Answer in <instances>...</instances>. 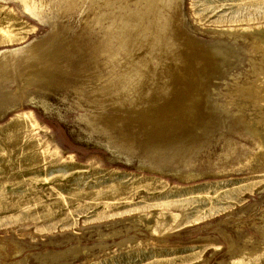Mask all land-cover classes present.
Returning <instances> with one entry per match:
<instances>
[{"label": "rangeland", "instance_id": "1", "mask_svg": "<svg viewBox=\"0 0 264 264\" xmlns=\"http://www.w3.org/2000/svg\"><path fill=\"white\" fill-rule=\"evenodd\" d=\"M0 264H264V0H0Z\"/></svg>", "mask_w": 264, "mask_h": 264}, {"label": "bare ground", "instance_id": "2", "mask_svg": "<svg viewBox=\"0 0 264 264\" xmlns=\"http://www.w3.org/2000/svg\"><path fill=\"white\" fill-rule=\"evenodd\" d=\"M172 2H173V1H172ZM172 2H170L168 5H170ZM168 5L165 4V5L162 7V9H163L164 7H167ZM161 12H162V11H161ZM165 26H166V25H165ZM166 29H167V28H166ZM166 38H167V37H166ZM175 38H176V37H175ZM169 40H170V39H169ZM172 41H173V40H172ZM176 41H177V39H176ZM167 42H168V40H167ZM169 42H170V41H169ZM175 43H176V42H175ZM168 44H169L168 46H169V48H170V46H171L170 44H172V43L170 42V43H168ZM175 45H176V44H175ZM178 45H179V44H178ZM171 48H172V47H171ZM173 48H174V47H173ZM174 49H176V46H175ZM185 49H188V50H189L188 47L185 48ZM44 51H45V50H44ZM181 51L183 52V50H181ZM190 52H191V51H190ZM42 53H43V52H42ZM183 53H184V52H183ZM191 53H192V52H191ZM52 54H53V52H52ZM185 54H186V53H185ZM41 55H44V54H41ZM46 55H47V54H46ZM52 56H53V55H52ZM186 56H187V55H186ZM189 56H190V54H189ZM192 56H193V54H192ZM53 57L55 58L56 56L54 55ZM176 57H177V56H176ZM178 57H180V56H178ZM183 57H184V56H183ZM184 58H185V57H184ZM188 58H189V57H188ZM53 61H54V60H53ZM185 61H186V60H185ZM190 61H191V60H190ZM49 63H50V62H49ZM50 64H51V63H50ZM48 65H49V64H48ZM22 68H23V67H22ZM189 69H190V67H189ZM118 73H121V72H118ZM119 75H120V74H119ZM119 75H116V77L119 76ZM116 77H115V79H116ZM117 80H118V79H117ZM119 80H120V79H119ZM123 80H124V79H122L121 82H123ZM113 81H114V79L112 80V83H113ZM115 81H116V80H115ZM121 82H120V84H121ZM148 82H149V81H148ZM116 83L118 84V82H116ZM151 83H152V82H151ZM167 83H168V82H167ZM124 84H126V82H125V83L123 82V85H124ZM110 85H111V84H110ZM113 85H114V84H113ZM118 85H119V84H118ZM121 85H122V84H121ZM123 85H122V86H123ZM156 85H157V84H156ZM107 86L109 87V85H107ZM124 86H125V85H124ZM124 86H123V87H124ZM171 86H173V84H172ZM111 87H112V85H111ZM111 87H110V88H111ZM115 87H116V86H115ZM112 88H113V87H112ZM124 88H127V89H128V86H127V87H124ZM174 88H175V87H174ZM105 89H106V88H105ZM120 89H122L121 86H120ZM157 89H158V88H157ZM106 90H107V89H106ZM114 90H115V88H114ZM122 90H123V89H122ZM155 90H156V89H155ZM107 91L109 92V90H107ZM124 91H126V90H124ZM145 91H146V90H145ZM100 92H101V91H100ZM118 92L121 93L120 91H118ZM147 92H148V94H149L150 91H147ZM152 92H153V91H152ZM99 94H100V93H99ZM99 94H97V95H99ZM102 94H104V93H102ZM108 94H109V93H108ZM148 94H147V95H148ZM104 97H105V96H104ZM96 98H97V97H96ZM98 98H99V96H98ZM98 98L96 99V101L98 100ZM172 98H173V97H172ZM94 99H95V98H94ZM120 99H121V98H120ZM120 99H119V100H120ZM122 99H124V98H122ZM122 99H121V101H122ZM189 99H190V98H188V100H189ZM99 100H100V99H99ZM99 100H98V101H99ZM103 100H104V98L102 99V101H103ZM138 100H140V99H138ZM149 100H150V99H149ZM172 100L175 102V104H179V103H182V102H183L182 99H178V98H176L175 100H174V99H172ZM98 101H97V105H96V106L101 108L104 102L101 103V101H99L100 104H102V105H99V106H98V104H99ZM105 101H107V100H105ZM108 101H109V100H108ZM108 101H107V102H108ZM150 101H151V100H150ZM94 102H95V101H94ZM94 102H93V103H94ZM110 102H111V101H110ZM110 102H109V103H110ZM142 102H143V101H142ZM148 102H149V101H148ZM185 102H187V101H185ZM95 103H96V102H95ZM95 103H94V104H95ZM107 104H108V103H107ZM184 104H185V103H184ZM184 104H183V105H184ZM109 105H110V104H109ZM111 105H112V104H111ZM120 105H122V104H120ZM106 106H107V105H106ZM102 108H103V107H102ZM126 111H127V110H126ZM124 113H128V112H124ZM133 113H134V112H133ZM143 113H144V112H143ZM143 113H141V116H142ZM104 116H105V115H104ZM104 116H103V117H104ZM156 116H157V115H156ZM158 116H159V115H158ZM109 117H110V116H109ZM124 117H125V115H124ZM100 118H101V116H100ZM105 118H107V116H106ZM112 118H113V117H111L110 120H111ZM115 118H116V117H115ZM119 118H120V117H119ZM125 118H127V116H126ZM155 118H156V117H155ZM155 118H154V119H155ZM103 119H104V118H103ZM103 119H102V120H103ZM127 119H128V118H127ZM157 119H158V118H157ZM107 121H108V120H107ZM114 121H115V120H114ZM96 122H97V121H96ZM109 122H110V121H109ZM111 122H112V120H111ZM98 123H99V122H98ZM103 123H104V122H103ZM116 123H117V121H116ZM119 123H120V122L118 121V124H119ZM129 123H131V122H129ZM138 123H139V122H138ZM153 123H154V122H153ZM157 123H158V122H157ZM108 124H109V123H107V125H106V124H105V125L108 126ZM111 124H112V123H111ZM113 124H114V123H113ZM113 124H112V125H113ZM118 124H117V127L111 125L112 128H111V129L107 128V129H108L107 131L110 130L109 133L112 132L115 136H118V137L121 136L122 138H127V139L129 140V142H130L131 144H133V142H134L133 138L128 137V136H132L133 134L131 133L132 135H125V134H124V129H122V128H118ZM133 124H134V126H135V123H133ZM155 124H156V123H155ZM158 124H160V123H158ZM158 124H157V125H158ZM105 125H104V126H105ZM152 125H154V124H152ZM111 126H109V127H111ZM122 127H123V126H122ZM135 127H137V126H135ZM135 127H134V128H135ZM140 127H141V124H140ZM140 127H138V128L140 129ZM145 127H146V125H145ZM147 127H148V126H147ZM159 127H160V126L158 125V127H156L155 130H156L157 128H159ZM104 128H105V127H104ZM126 128H127V127H126ZM138 128H137V129H138ZM143 128H144V127H143ZM148 128H149V127H148ZM145 129H146V128H144V130H145ZM152 129H154V128H152ZM158 130H159V129H158ZM103 131H106V129L103 130ZM121 131H123V132H121ZM159 131H160V130H159ZM131 132H132V131H131ZM138 132H140V131L138 130ZM143 132H144V131H143ZM145 132H146V131H145ZM168 132H169V131H168ZM168 132H167V133H168ZM128 133H130V132H128ZM133 133H134V132H133ZM165 133H166V132H165ZM110 134H111V133H110ZM117 134H118V135H117ZM135 134H136V132H135ZM158 135H159V134H158ZM134 136H135V135H134ZM112 137H114V136H112ZM156 137H157V136H156ZM158 137H159V136H158ZM158 137H157V138H158Z\"/></svg>", "mask_w": 264, "mask_h": 264}]
</instances>
